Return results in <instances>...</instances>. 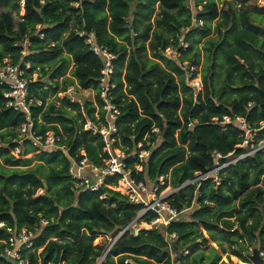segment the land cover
Returning <instances> with one entry per match:
<instances>
[{
  "label": "trees",
  "instance_id": "obj_1",
  "mask_svg": "<svg viewBox=\"0 0 264 264\" xmlns=\"http://www.w3.org/2000/svg\"><path fill=\"white\" fill-rule=\"evenodd\" d=\"M21 1L0 0L1 6L11 9L0 15V62L11 59L26 70L30 99L42 103L32 107L34 131L38 136L48 132L60 136L68 154L42 151L25 158L40 149L22 140L18 130L25 115L6 107L0 85V223L5 224L0 240L8 238L6 227L33 231L41 218L53 220L42 228L32 249L22 250L28 264H97L106 247L95 246L96 238L115 236L143 208L110 188L118 185L119 178H107L96 192L76 188L72 181V159L81 162L82 152L92 166H103L110 157L104 139L84 130L87 120L106 121L98 96L104 59L94 55L81 33H94L98 45L118 56L112 83L121 114L112 150L125 153L128 167L143 166L133 176L149 189L161 177L165 181L160 191L179 188L197 172L212 168L216 152L246 154L245 148H238L242 131L235 123L223 124L225 117H246L258 134L255 146L264 141V32L254 21L264 22V7H252V0H226L222 9L217 0H196L195 15L190 0H25V15L15 30L13 13L20 12ZM195 20L204 25H194ZM214 21L217 38L209 37ZM182 36L188 43L186 50ZM203 40L207 70L203 92L195 102L178 60L200 65ZM170 47L181 54L178 60L167 57ZM71 64L72 78H67ZM223 64V85L217 87L218 68ZM35 72L42 77L34 80ZM45 76L49 81H44ZM70 86L95 90L96 104L86 100L81 107L68 98L59 99L57 94ZM54 96L60 106L51 100ZM190 119L199 121L191 130ZM18 148L22 151L15 157L11 150ZM142 149L150 152L143 161L137 157ZM34 160L37 163L31 167ZM39 190L43 194L38 195ZM195 192V186H188L167 202L184 211L192 205ZM199 192V208L182 213L168 229L143 231L138 237L127 234L103 264L127 260L172 264V254L179 264H220L216 248L211 247L206 257L202 247L207 246V237L231 264H253L249 248L264 253V151L229 166L220 186L211 179L203 182ZM153 217L148 213L144 220Z\"/></svg>",
  "mask_w": 264,
  "mask_h": 264
},
{
  "label": "built area",
  "instance_id": "obj_2",
  "mask_svg": "<svg viewBox=\"0 0 264 264\" xmlns=\"http://www.w3.org/2000/svg\"><path fill=\"white\" fill-rule=\"evenodd\" d=\"M41 3H44V1H41ZM20 6L21 10L19 18L21 19L25 15V0L21 1ZM194 25L203 26L204 22L202 20H195ZM38 28L40 29L41 26L39 25ZM185 31L187 32V30ZM80 36L85 38L86 45L90 47V50L95 56L104 59V67L102 70V78L98 96L102 104V110L104 112L106 122L95 123L91 120H87L84 130L90 131L93 133V135L101 136L104 139L106 142L105 151L109 153L110 157L108 160L104 161L105 165L92 166L89 164L85 152H82V156L84 158L81 162L78 163L72 159V165L70 167L72 181L74 182L76 188H81L83 191L96 192L105 185L107 178H119L118 185L121 184L125 189V192L120 193L126 195L129 198L131 204L141 205L143 207L138 213V216L134 218L128 225L122 227L118 234L111 236V238L104 236L108 239L109 244L104 243V245H96L106 247L104 254L98 259L97 263L103 264L113 246L127 234L138 237L143 231L168 229L172 222L177 220L182 213L192 208H199L200 204L198 202V198L201 197L199 189L203 182L211 179L215 186H220L222 183V173L224 170H226L229 166L236 164L238 161L252 156L259 150L264 151V144L260 145L259 147L255 146V138L258 137V134L252 125L247 121L246 117L238 116L235 117V119L225 117L223 124L235 123L242 131L240 135L242 144L239 145L238 148H245L246 154L232 158L235 155L234 152L228 156H223L221 153L216 152V162L212 168H210L207 172H197L193 180L185 182L179 188L173 189L172 187H167L160 191V186L163 185L165 181V178L161 177L159 179V183L155 184L153 188L149 189L143 182H139L133 176L134 172H142L143 166L138 164L134 167V169L128 167L126 162L128 158L126 157L125 153L119 149L112 150L113 144L115 142V136L118 133L117 121L121 114L120 109L114 102L115 98L113 95V90L116 89V85L112 83V77L115 72L114 63L118 56L111 52L108 48L98 45L96 43L94 33L88 35L81 33ZM41 38H43V36H41ZM180 39L182 47L184 50H186L188 48V43L185 41L184 36H182ZM53 46H55V44H53ZM178 53V50H175L173 47H170L166 50V55L168 58L175 56ZM23 54L25 55L26 52L24 51ZM179 64L180 67L186 72L187 85L193 90L194 100L197 102L204 89L203 80L198 75L197 66L190 64V62H183ZM26 69H30L29 64L26 65ZM0 85L4 87L3 97L6 100V107L25 115L26 121L18 130L20 135L22 137L24 136L23 139L30 140L33 145L41 151H62L67 154L65 147L61 145L60 136L55 135L53 132L46 133L45 136H38L34 131L35 125L32 120V107L34 105L41 106L42 103L30 99V86L26 70L23 69L20 64H15L11 59H4L0 62ZM60 93H63L65 95L64 98H68L70 102L79 104L81 107L85 106V101L82 100V102L78 101L79 99H76V95L81 94L79 93V89L77 87L70 86L65 91L59 92V94ZM249 106H251V104ZM97 120L100 121V116L97 117ZM217 120L218 119H215V121ZM198 125L199 121L197 119H190L187 123V127L190 130L197 127ZM262 125L264 126V124ZM153 132L158 133V130L154 129ZM249 146H251L250 149ZM138 148L141 149L142 144H139ZM248 150L252 151L247 152ZM149 153L150 152L148 150L142 149L137 157L143 161L149 156ZM92 178H95L96 181L92 182ZM188 186L196 187V196L192 205L188 209L180 212L176 208L172 207L167 202V199L178 190L185 189ZM115 187L110 188L115 190ZM41 194H43V190H39L38 195ZM148 213L154 214V217L150 221H145L144 217ZM52 222L53 220L48 221L41 218L40 224H37L33 231H30L27 228L17 231L11 227H6L8 238L6 240H0V248L2 247L1 245H4L2 247L1 255L9 257L16 264H28V262L23 259L22 250L24 248L32 249L34 240L41 232L42 228L49 226ZM4 228L5 224L0 223V230ZM171 237L174 238L175 236L172 235ZM252 251L253 248L250 247L249 253H252ZM260 255L262 258H264L263 252H260ZM125 264L134 263L131 260H127Z\"/></svg>",
  "mask_w": 264,
  "mask_h": 264
},
{
  "label": "rangeland",
  "instance_id": "obj_3",
  "mask_svg": "<svg viewBox=\"0 0 264 264\" xmlns=\"http://www.w3.org/2000/svg\"><path fill=\"white\" fill-rule=\"evenodd\" d=\"M225 1L226 0H217V3H218V6H219V9H222V8H226V6H225ZM195 4H196V0H190V2H189V6L191 7V9L193 10V13H194V15H195V13H196V10H195ZM258 5L259 7H264V0H252V2H251V5H252V7H254V5ZM199 9H201V7H199ZM11 9L10 8H6V7H3V6H1L0 5V15L2 14V13H6V12H9ZM157 13H158V11L155 13V15H154V17H153V20L157 17ZM23 14V13H22ZM20 17V12L19 13H17V12H14L13 13V19H14V27H15V30H17L18 29V24H19V22L21 21V19L19 18ZM257 24H259L260 26H261V28L263 29V32H264V22L262 21V20H260V19H255L254 20ZM154 28H155V26H154ZM218 35H219V31H218V29H217V21H214L213 23H212V32H211V35L209 36V37H212V38H217L218 37ZM263 39H264V34H263ZM24 44L26 45V47H28V44H29V42H28V40L27 39H25V42H24ZM206 45V43H205V40H203L200 44H199V49L201 50V63H200V65H197V71H198V75L202 78V80H203V74L205 73V71L207 70L206 69V67H207V65H206V52H205V50H204V46ZM181 57V54H176L175 56H172V57H170L169 59H173V58H175V59H179ZM222 60L224 61V59L222 58ZM178 63H180V60H178ZM180 65V64H179ZM225 64H223V65H221L220 66V68H218V71H219V75H218V77H217V79H216V86L217 87H221L222 85H223V81H224V76H225ZM73 64H71V66H70V68H69V70H68V72H67V74H66V76L65 77H67V78H72V76H71V70L73 69ZM49 76V75H48ZM48 76H45L44 77V81H49V79H48ZM40 77H42V74L41 73H39V72H35L34 74H33V79L34 80H37L38 78H40ZM63 81V78H61L60 79V82H62ZM61 89H63V87H61ZM79 93H81V94H77L76 95V99H79L78 101H86V100H90V101H92L93 103H95L96 102V91L95 90H91V91H89V90H87V91H83V90H81V89H79ZM58 95V97H59V99H61V100H63V99H65L64 97H65V95L63 94V93H58L57 94ZM57 97V96H56ZM51 100L56 104V105H61V103L58 101V100H56V98H55V96L54 97H52L51 98ZM82 101V102H83ZM96 104V103H95ZM68 110H70V109H68ZM74 114H76V112H74ZM97 117H99L98 115H97ZM48 133H50V132H48ZM24 137V136H23ZM23 137L21 136V138H22V140H25V139H23ZM264 142V141H263ZM262 142V144H260V145H263L264 143ZM22 143V142H21ZM149 145V144H148ZM251 148V146H249V149ZM255 148V147H254ZM21 151H22V149L21 148H18V149H16V150H11V153L15 156V157H20V153H21ZM252 150H248L247 152H251ZM42 151L41 150H39L38 152H36V153H33V154H30V155H28V156H26L25 158H32V157H35L36 155H38V154H40ZM236 157V155H234V157H232V158H235ZM37 163V161H33V163H32V165H31V167L32 166H34L35 164ZM172 189V188H171ZM115 190L116 191H119V192H125V189H124V187L121 185V184H119L117 187H115ZM173 190V189H172ZM109 238H111V236H108ZM104 243L106 244H109V242H108V239L106 238V237H102V235L101 236H99L98 238H96V240H95V246L96 245H99V244H102V245H104ZM211 247H214V248H216L217 249V251L219 252V256L221 257V261H220V264L222 263V262H225V263H228V264H231L230 262H229V260H228V255L227 254H225V253H223L219 248H218V246L216 245V243H214L210 238H208L207 237V246H205V247H202L203 249H205V254H206V257H208L209 256V254H211ZM251 254V253H250ZM172 264H179L177 261H176V256L174 255V254H172ZM0 264H7V263H4V262H1L0 261ZM162 264V263H161ZM239 264H244L243 262H241L240 261V263Z\"/></svg>",
  "mask_w": 264,
  "mask_h": 264
},
{
  "label": "water",
  "instance_id": "obj_4",
  "mask_svg": "<svg viewBox=\"0 0 264 264\" xmlns=\"http://www.w3.org/2000/svg\"><path fill=\"white\" fill-rule=\"evenodd\" d=\"M0 259H4L11 264H16L14 261H12L9 257L7 256H2L0 255ZM249 259L253 264H264V258L261 257L260 251L258 248H253V251L251 254H249Z\"/></svg>",
  "mask_w": 264,
  "mask_h": 264
}]
</instances>
